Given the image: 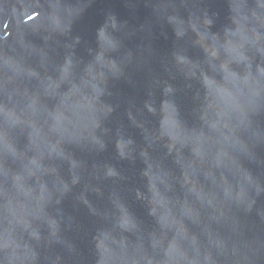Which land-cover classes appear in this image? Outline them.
Returning <instances> with one entry per match:
<instances>
[{
  "label": "water",
  "instance_id": "obj_1",
  "mask_svg": "<svg viewBox=\"0 0 264 264\" xmlns=\"http://www.w3.org/2000/svg\"><path fill=\"white\" fill-rule=\"evenodd\" d=\"M0 264H264V0H0Z\"/></svg>",
  "mask_w": 264,
  "mask_h": 264
}]
</instances>
